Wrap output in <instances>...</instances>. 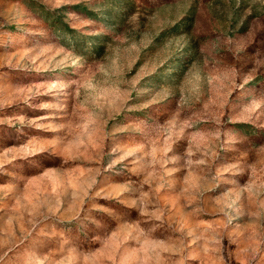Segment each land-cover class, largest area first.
Wrapping results in <instances>:
<instances>
[{
    "label": "rangeland",
    "instance_id": "374dc122",
    "mask_svg": "<svg viewBox=\"0 0 264 264\" xmlns=\"http://www.w3.org/2000/svg\"><path fill=\"white\" fill-rule=\"evenodd\" d=\"M0 264H264V0H0Z\"/></svg>",
    "mask_w": 264,
    "mask_h": 264
},
{
    "label": "trees",
    "instance_id": "16d2710c",
    "mask_svg": "<svg viewBox=\"0 0 264 264\" xmlns=\"http://www.w3.org/2000/svg\"><path fill=\"white\" fill-rule=\"evenodd\" d=\"M47 15H49V13H47ZM47 21H48V20H47ZM72 39H73L74 43H76V45H78L79 41L76 39V37L73 36Z\"/></svg>",
    "mask_w": 264,
    "mask_h": 264
}]
</instances>
